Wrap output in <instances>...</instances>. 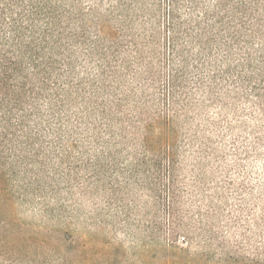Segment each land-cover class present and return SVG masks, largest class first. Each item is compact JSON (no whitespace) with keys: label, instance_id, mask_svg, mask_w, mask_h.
I'll return each instance as SVG.
<instances>
[{"label":"rangeland","instance_id":"rangeland-1","mask_svg":"<svg viewBox=\"0 0 264 264\" xmlns=\"http://www.w3.org/2000/svg\"><path fill=\"white\" fill-rule=\"evenodd\" d=\"M201 1L57 0L64 102L0 124V264H264V0L217 43Z\"/></svg>","mask_w":264,"mask_h":264},{"label":"trees","instance_id":"trees-1","mask_svg":"<svg viewBox=\"0 0 264 264\" xmlns=\"http://www.w3.org/2000/svg\"><path fill=\"white\" fill-rule=\"evenodd\" d=\"M194 2L197 10L202 1ZM260 6L258 0H214L189 36L217 43L220 35L229 37V12L243 26L258 24ZM66 35L57 0H0V124L56 117L67 86ZM113 258L104 254L103 264Z\"/></svg>","mask_w":264,"mask_h":264}]
</instances>
